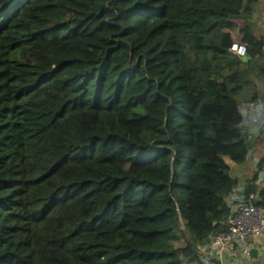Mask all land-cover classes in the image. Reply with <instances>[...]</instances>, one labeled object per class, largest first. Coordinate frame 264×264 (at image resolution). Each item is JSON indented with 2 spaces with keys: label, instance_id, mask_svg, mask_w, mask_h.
Returning <instances> with one entry per match:
<instances>
[{
  "label": "trees",
  "instance_id": "obj_1",
  "mask_svg": "<svg viewBox=\"0 0 264 264\" xmlns=\"http://www.w3.org/2000/svg\"><path fill=\"white\" fill-rule=\"evenodd\" d=\"M256 3L0 0V264H201L249 154Z\"/></svg>",
  "mask_w": 264,
  "mask_h": 264
},
{
  "label": "crops",
  "instance_id": "obj_2",
  "mask_svg": "<svg viewBox=\"0 0 264 264\" xmlns=\"http://www.w3.org/2000/svg\"><path fill=\"white\" fill-rule=\"evenodd\" d=\"M254 12L256 13V15L252 17L254 36L264 39L262 33L255 31L261 15L256 11ZM261 24L263 25L264 23ZM244 52L245 48H243L242 54H238L237 56H244ZM252 85L253 83L245 89L248 90ZM249 91L252 92L251 90ZM239 105L242 110L244 108L242 131L244 139L249 146V154L245 163L233 166L228 174L231 179L237 182L236 188L228 201L231 211L243 203L245 199L243 194L246 186L254 185V195L256 198H258V193L264 189V99H253L252 97V101L247 102L245 98H243L242 101H239ZM245 117H247L246 120ZM257 174L259 175L257 176ZM256 176L257 178H255ZM246 246L249 250L248 256L242 254V247L240 246H237L231 253L224 252L221 255L216 252H210L207 249L204 259L200 263L264 264V232L257 238L248 239Z\"/></svg>",
  "mask_w": 264,
  "mask_h": 264
},
{
  "label": "built area",
  "instance_id": "obj_3",
  "mask_svg": "<svg viewBox=\"0 0 264 264\" xmlns=\"http://www.w3.org/2000/svg\"><path fill=\"white\" fill-rule=\"evenodd\" d=\"M243 48L233 45L231 51L235 55H241ZM223 225L224 231L210 239L207 249L221 255L224 252L231 253L240 246L242 254L248 256V239L257 238L264 232V205L259 204L256 196L250 193L241 205L230 211L223 220Z\"/></svg>",
  "mask_w": 264,
  "mask_h": 264
},
{
  "label": "rangeland",
  "instance_id": "obj_4",
  "mask_svg": "<svg viewBox=\"0 0 264 264\" xmlns=\"http://www.w3.org/2000/svg\"><path fill=\"white\" fill-rule=\"evenodd\" d=\"M255 8H256L255 11L259 15H261L255 31L262 33L264 35V28H261V27H264V24L263 25L261 24V23H264V0H257ZM255 15H256V13L254 12L252 17H254ZM262 29H263V31H262ZM250 83H253V85L250 88H248V90L245 89L246 86L243 87L242 92L240 93L239 97H237V101H242V99L245 98V100L247 102H251L252 97H253V99H264V80H261V82L254 81V82H250ZM258 84H260V85H258ZM249 90H251L252 92H250ZM243 111H244V108H243L242 112ZM246 119H247V117H245V120Z\"/></svg>",
  "mask_w": 264,
  "mask_h": 264
},
{
  "label": "water",
  "instance_id": "obj_5",
  "mask_svg": "<svg viewBox=\"0 0 264 264\" xmlns=\"http://www.w3.org/2000/svg\"><path fill=\"white\" fill-rule=\"evenodd\" d=\"M254 252V251H253Z\"/></svg>",
  "mask_w": 264,
  "mask_h": 264
}]
</instances>
